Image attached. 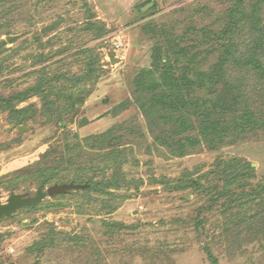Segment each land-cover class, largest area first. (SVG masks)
Masks as SVG:
<instances>
[{
    "label": "rangeland",
    "instance_id": "1",
    "mask_svg": "<svg viewBox=\"0 0 264 264\" xmlns=\"http://www.w3.org/2000/svg\"><path fill=\"white\" fill-rule=\"evenodd\" d=\"M86 1L95 14L90 19L98 21L94 27L87 24L91 11ZM232 4V0H10L0 8V95L28 90L38 83L43 66L63 60L55 65L69 76L61 82L63 95L76 101L77 108L61 124L42 113L39 95L28 94L17 102V108L34 105L36 116L28 123L17 125L13 111L0 110L2 201L13 193L5 187L7 181L16 180L51 146H63L66 139L86 145L87 137L113 126L123 135L121 147L128 158L124 168L131 181L119 191L124 199L113 201L111 208L90 203L82 193H68L48 195L35 208L1 218L0 264H264L263 235L257 238L246 228L240 239L226 236L223 201L210 208L207 197L177 186L187 177L197 179L209 172L218 160L249 161L256 172L252 182L264 183V128L232 133L216 149L203 144L175 155L168 146L154 144L134 94V79L151 65L158 41L149 23L165 25L192 52L206 50L210 55L200 60L209 68L226 54L225 40L217 35L231 23ZM262 15L264 19V7ZM246 35L240 37V49ZM84 48H93L95 62L103 67L87 79L91 54L79 52ZM112 58L119 60L111 63ZM71 75L85 79L75 84ZM262 87L247 71L231 66L218 92L228 88L230 102L239 96L238 107L248 104L264 111ZM39 188L27 179L14 193L34 196ZM49 236L55 237L54 244L43 250L35 246Z\"/></svg>",
    "mask_w": 264,
    "mask_h": 264
},
{
    "label": "trees",
    "instance_id": "2",
    "mask_svg": "<svg viewBox=\"0 0 264 264\" xmlns=\"http://www.w3.org/2000/svg\"><path fill=\"white\" fill-rule=\"evenodd\" d=\"M8 1L0 0V8ZM232 2L231 23L227 30L217 35L218 39L225 40L223 46L226 54L209 68H203L200 60L207 53L206 50L192 52L188 46H181V42L167 31L165 25L148 24V29L158 41L153 49L151 65L141 69L134 79L135 101L148 121L154 144L168 146L175 155L183 156L203 144L216 149L232 133L242 134L264 128L263 110L248 104L244 108L238 107L239 96H233L234 100L230 102L228 88L218 92V85L231 66L247 71L264 84V0ZM85 7L91 11L88 1ZM94 17L91 11L87 23L89 27L96 26L98 21L90 19ZM245 32L247 37H244L240 49V37ZM161 38H164L162 42ZM79 52L91 54V59L87 61L89 70L86 79L91 78L98 67L103 68L95 62L93 48H84ZM1 53L0 49V56ZM62 61L43 66L39 70L38 83L28 90L9 97L0 95V110L13 111L12 120L17 125L28 123L36 116L34 105L17 108V102H23L28 94H34L43 98L42 113L47 114L50 120L59 124L67 121L77 108L76 101L68 100L63 95L61 82L69 80V76L55 67ZM2 70L0 58V73ZM85 77L71 75L70 80L76 84ZM53 95H57V99L52 98ZM117 131L118 127L113 126L95 137H87L86 145L78 139H66L63 146H51L38 161L20 171L16 180L7 181L5 187L16 192L27 179L42 188L74 182L81 186L54 196L82 193L90 203L101 202L111 208L113 201L124 199L125 195L119 191L131 183L124 168L128 161L127 149L121 147L123 135ZM255 177V168L249 161L218 160L209 172L197 179L187 177L177 186L207 197L210 208L223 201L221 207L226 219V236L240 239L243 231L251 228L253 234L261 238L264 236V183L254 184L252 181ZM120 224L114 227L121 230ZM54 242L55 237L49 236L42 242H36L35 246L43 250V246H51Z\"/></svg>",
    "mask_w": 264,
    "mask_h": 264
},
{
    "label": "water",
    "instance_id": "3",
    "mask_svg": "<svg viewBox=\"0 0 264 264\" xmlns=\"http://www.w3.org/2000/svg\"><path fill=\"white\" fill-rule=\"evenodd\" d=\"M11 40V39H9ZM116 60H119L118 58H112L111 63H114ZM110 64V63H109ZM23 130V127L20 126V131ZM81 185L76 184L74 182L70 183H56L53 185H50L44 190V188L40 187L37 190L36 195H28L25 193H11L9 198L6 202H3L0 196V219L4 216L11 217L14 215V212L17 210L28 206V205H35L39 202H41L46 196H54L56 194L60 193H67L72 188H79Z\"/></svg>",
    "mask_w": 264,
    "mask_h": 264
}]
</instances>
